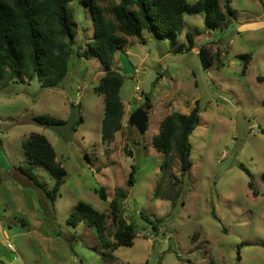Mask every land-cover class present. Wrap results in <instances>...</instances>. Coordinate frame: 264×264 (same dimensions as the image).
<instances>
[{
	"label": "rangeland",
	"instance_id": "1",
	"mask_svg": "<svg viewBox=\"0 0 264 264\" xmlns=\"http://www.w3.org/2000/svg\"><path fill=\"white\" fill-rule=\"evenodd\" d=\"M94 1L106 14L119 2ZM196 1L186 0L189 5ZM262 1L232 0L233 17L209 33L202 15H185L176 40L181 52H174L166 37L145 31L140 38L125 36L126 45L111 65L122 80L123 117L108 143L100 140L104 97L95 92L104 73L96 58L82 57L92 40L90 10L82 0L69 2L75 37L60 85L43 88L37 79L13 83L8 73L0 81V264H264ZM187 32L199 33L189 50ZM200 46L212 60L206 70L198 57ZM146 102L150 108L141 136L128 119ZM196 106L191 169L181 178L176 155L162 169L163 155L152 148L151 139L165 116L187 115ZM72 107L82 121L70 142L32 121L46 116L66 122ZM33 133L48 140L66 171L54 204L19 170L27 166L21 144ZM131 165L137 171L128 186ZM33 171L44 190L54 187L55 179L43 167ZM100 188L106 201L96 194ZM120 189L125 194L120 215L134 226L133 244L103 251L93 227L71 226L67 218L79 202L86 203L105 214V236L114 243L108 204Z\"/></svg>",
	"mask_w": 264,
	"mask_h": 264
},
{
	"label": "trees",
	"instance_id": "2",
	"mask_svg": "<svg viewBox=\"0 0 264 264\" xmlns=\"http://www.w3.org/2000/svg\"><path fill=\"white\" fill-rule=\"evenodd\" d=\"M71 0H0V81L8 73L13 83L41 81L43 88H56L68 74L72 49L70 43L75 33L70 22L68 4ZM101 1V0H100ZM107 11L112 17L107 18L106 12L94 0H82L89 8L93 23L92 40L87 44L88 55L82 57L96 58L104 73L95 92L103 95V117L101 120L100 140L110 142L121 129L123 104L119 90L121 77L111 70L115 53L126 45V37L140 38L143 31L156 38L166 37L174 52H181L182 45L177 44V37L183 29L185 15H202L206 31L219 30L233 17L232 0H197L189 5L186 0H118ZM264 7V1H262ZM121 35H120V34ZM198 32L185 34L187 49L194 45V37ZM185 48V49H186ZM186 49V50H187ZM217 54V53H216ZM198 57L203 70L212 66V60L204 48L200 46ZM250 55H244L242 72H245ZM147 99V97H145ZM150 105H147V109ZM32 121L39 126L64 123L46 116H37ZM82 121L77 116L74 127ZM199 124L198 107L184 115L171 113L162 120L158 133L151 139V146L163 155L162 169L167 168L166 160L175 154L179 162L181 178L191 169V144L189 137ZM75 128L73 129L74 132ZM27 159L26 167H19L21 174L33 185L41 188L51 204L58 195L61 181L66 171L56 161L55 152L48 140L40 134H30L21 144ZM43 167L55 179L54 187L47 191L38 183L34 169ZM137 168L130 166L127 185L132 186ZM250 177L248 170L243 169ZM264 183V172L262 173ZM252 195L258 192L254 183H247ZM101 201L107 200L103 188L96 192ZM124 192L120 189L109 202L110 218L115 227L114 243L107 241L105 236V219L103 213L93 210L84 202L67 218V224L77 226L86 223L93 227L96 238L103 251L113 252L119 246L131 247L134 238V226L122 219L120 212Z\"/></svg>",
	"mask_w": 264,
	"mask_h": 264
},
{
	"label": "water",
	"instance_id": "3",
	"mask_svg": "<svg viewBox=\"0 0 264 264\" xmlns=\"http://www.w3.org/2000/svg\"><path fill=\"white\" fill-rule=\"evenodd\" d=\"M147 105L146 102L143 107L135 110L128 119L129 127H134L141 136L145 134L147 127ZM76 120L77 111L75 107H72L70 118L66 122L60 124H46L44 127L54 132L62 141L70 142L73 137V129Z\"/></svg>",
	"mask_w": 264,
	"mask_h": 264
},
{
	"label": "crops",
	"instance_id": "4",
	"mask_svg": "<svg viewBox=\"0 0 264 264\" xmlns=\"http://www.w3.org/2000/svg\"><path fill=\"white\" fill-rule=\"evenodd\" d=\"M209 32H213V31H207V33H209Z\"/></svg>",
	"mask_w": 264,
	"mask_h": 264
}]
</instances>
